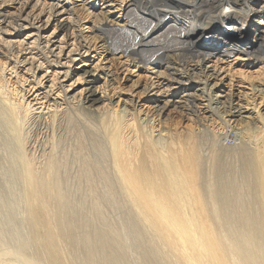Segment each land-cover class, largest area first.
I'll use <instances>...</instances> for the list:
<instances>
[{
	"label": "bare ground",
	"instance_id": "1",
	"mask_svg": "<svg viewBox=\"0 0 264 264\" xmlns=\"http://www.w3.org/2000/svg\"><path fill=\"white\" fill-rule=\"evenodd\" d=\"M252 1L260 0H135L133 21L128 3L123 5L130 20L119 33L94 20L92 26L101 31V42L109 41L110 53L120 50L139 62L162 63L168 70L167 86L184 94V55L190 53L189 59L197 61L208 55L195 46L205 36H216L220 21L225 32L246 35L252 30ZM255 16L257 24L264 22L263 9ZM77 22L65 0H0V124L22 153L13 171L28 185L34 240L23 264H32L30 257L35 264H121L120 255L108 247L105 231H92L102 240L96 238V244L86 233L80 240L68 229L67 212L66 228L54 210L61 208L81 216L104 210L130 214L137 218L144 246L153 239V246L159 243L175 264H264L261 114L255 115L261 135L252 145L222 147L218 134L206 138L205 128L197 132L193 125L154 134L149 120L142 124L134 114L112 111L105 103V86H93L96 73L84 70V61L95 56L93 46L79 40ZM226 45L228 56L245 50ZM262 46L256 50L257 63L264 59ZM80 60L81 66L74 68ZM74 72L85 76L73 78ZM184 95L194 123L191 94ZM232 183L242 191H234ZM77 184L85 189L75 190ZM76 195L85 196L82 207L70 198Z\"/></svg>",
	"mask_w": 264,
	"mask_h": 264
},
{
	"label": "rangeland",
	"instance_id": "2",
	"mask_svg": "<svg viewBox=\"0 0 264 264\" xmlns=\"http://www.w3.org/2000/svg\"><path fill=\"white\" fill-rule=\"evenodd\" d=\"M65 1L78 21L76 32L79 40L93 46L91 55L95 56L93 61L92 59L84 61L86 65L88 64V66H84V70L96 73V79L93 83L94 87L100 84L105 86V103L108 104L112 111H118L120 114L125 113L126 115L134 114L142 124L149 120L150 124L155 126L154 134L161 133L164 135L167 129L173 132L175 129L177 131L183 130L189 125H193L197 132L204 130V128L206 133L209 131L207 135L205 132L203 133L206 138H210L212 132H215L216 135L218 134L219 142L223 143L222 147H233L236 143L255 144L254 141L256 142L261 135L257 128L260 122L255 117L257 115L256 112L258 111L261 114V118L264 119V59L261 60V63L256 62L258 60L256 56L259 55L256 50L259 45H263L262 48L264 50V22L257 24L253 20H256L255 15L258 10H264L263 0L257 3L248 2L249 8H253L254 11L249 13L251 17L248 19L251 20L250 27L252 30L246 35L239 38L238 33L235 35L233 32H225L223 30L224 25H221L220 21L217 23L219 33L212 37L211 40L209 38L206 39L205 36V39L199 40L195 46L196 49L209 53L208 55L203 56L199 61L195 58L189 59L190 53L184 55L187 58L184 66L187 71L185 70L183 84L187 88L185 93L189 92L193 101L194 109L190 113L191 117L195 118L194 123L189 120L188 113L190 109H188V106L190 104H187L188 102L185 103V96L187 98V95H184L185 93L183 94V91L178 90V88L167 86L165 79L168 75V70L162 63L139 62L132 59L131 56H125L120 50L110 53L112 47H110L109 41H106L107 43L101 42L99 39L102 36L101 31L94 30L92 26L94 20L97 21V24L110 27V29L105 28L113 31L112 33H119L120 30L118 29L125 24V21L130 20V18L132 21L135 19L132 16L134 15L132 9L135 7V0ZM126 2L129 5L127 8L129 19L124 14L126 9L123 10V5ZM231 16V19L240 22L236 15ZM136 18L137 24L140 23L141 25V20L138 17ZM226 44H230L235 48H244L245 50H235L228 56L223 52V49L227 46ZM82 60L77 65H74V68L81 66ZM171 60L172 65L178 67V63L175 60L173 61V59ZM178 68L180 72V67ZM198 69L203 72H198ZM239 72H244L250 77L244 78L240 76ZM74 73L76 74L73 78L77 75L85 76L83 72ZM96 95L99 96L100 92H97ZM208 99L211 100L209 101ZM232 132L234 133L233 136L229 134ZM12 137L1 123L0 264H23L22 258L24 259V254H31L33 250L32 244L34 245L31 235L32 230H30L31 225L28 219L29 206L26 198L28 185L26 186L23 183L19 173L13 171L15 162L19 160L18 157L22 158V153L18 148L17 150L13 148L15 139H12ZM77 185L75 190L83 191L85 189V186ZM98 185L95 184L94 188ZM232 185L234 191L236 189L239 192L242 191L238 184L232 183ZM108 197L111 198V196ZM70 198H73L75 203L77 201V207H82L83 204L80 205V199L83 201L85 196L76 195ZM70 198L68 197L69 205L71 204L72 207L74 205L73 202L71 203L73 199ZM107 198L104 197L103 200H108ZM77 207L75 206L74 208L77 210ZM54 210L56 213L58 212L57 215L61 220L65 218L63 215L67 212L65 218L67 223L65 219L61 222L66 223L70 231H75L74 233L77 235L75 237H79L80 240L86 233L95 238L94 242L96 244V238H99V236L94 233H104L105 231L104 235L109 242L108 247L113 250V253L120 255L121 264H150V261L151 264H175L173 262H176L175 258L166 249H162L159 243L158 248L155 247L157 243L153 239L148 244V247L144 246L146 245L144 241H140L143 238L139 235L137 218L130 214L127 215L123 211H120V215L109 211L107 213L104 210L105 213L103 211V214L88 213L85 216L84 214L81 216L80 214L76 215L72 210L71 214L69 212L70 209L67 208ZM74 217L79 221V223L76 221L75 225L73 220L75 221L76 219ZM69 219H71V222ZM64 223L63 225L67 228L68 226ZM71 223L74 227L76 225L77 227L71 228ZM99 239H97V247L100 245L98 241L101 239ZM117 247L119 249L115 251ZM190 253L193 254L194 252ZM145 254H147L146 257ZM149 258L150 261H148ZM24 260L26 261L27 259ZM31 260H33V263L34 261L37 262L32 257L29 258L30 262Z\"/></svg>",
	"mask_w": 264,
	"mask_h": 264
}]
</instances>
